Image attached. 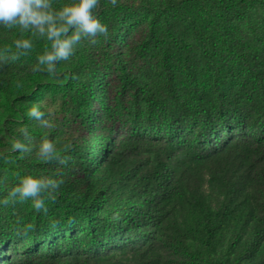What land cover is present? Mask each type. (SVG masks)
<instances>
[{
	"label": "trees",
	"instance_id": "trees-1",
	"mask_svg": "<svg viewBox=\"0 0 264 264\" xmlns=\"http://www.w3.org/2000/svg\"><path fill=\"white\" fill-rule=\"evenodd\" d=\"M255 5L264 0H101L109 38L83 62L57 65L79 133L71 159L36 173L0 161L15 177L64 181L46 215L31 202L0 214V264H101L119 246L131 264H169L161 247L197 264L264 263V47L242 28ZM12 32L20 38L0 27V48ZM204 73L214 102L200 97ZM157 130L170 133L165 143L147 138ZM195 166L223 191L220 210L190 179ZM15 183L0 179V205Z\"/></svg>",
	"mask_w": 264,
	"mask_h": 264
},
{
	"label": "rangeland",
	"instance_id": "rangeland-1",
	"mask_svg": "<svg viewBox=\"0 0 264 264\" xmlns=\"http://www.w3.org/2000/svg\"><path fill=\"white\" fill-rule=\"evenodd\" d=\"M68 2L69 0H54V7H60L62 4ZM242 28L244 36L250 39L255 46L264 47V8L260 5H255L251 9L250 15L243 22ZM15 36L14 32L7 34L6 38L9 46L12 45ZM33 40L35 42L34 49L28 55L20 57L15 62L9 61L3 67H0V81L2 80L0 82V152L8 156L7 162L3 158H0V161L2 163L24 166L27 170L36 173L42 167H45V163H42L36 157V146L45 135L49 139L54 140L58 147H63L66 143H70L72 146L77 143L79 133L77 127L73 124L72 113L65 103L68 87L67 76L61 74V70L58 68V75L56 77L49 76L46 71H33L34 66L37 64V56L42 54L47 43L43 39L33 38ZM96 45H91L87 41L82 42L77 47L75 54L68 61L60 62V68H71L83 62L89 53L95 49ZM12 72L18 74L19 80L16 79L15 83L8 87L7 82ZM17 82H21L22 87H18ZM222 86L229 91V83H223ZM200 97L202 101L212 102L217 97L215 86L207 73L203 74ZM34 103H39L42 110L51 111L50 119L54 127L47 129L40 128L34 120L28 117L27 112ZM22 127H26L31 136L30 140L25 139V143L32 147V151L23 154L12 153L10 141L13 137L23 139L19 133V129ZM123 134L128 133L124 131ZM168 137H170V133L158 130L150 132L147 135L150 141L159 143H165L169 139ZM0 179L6 186L16 181V177L4 168H0ZM190 179L195 183H199L200 191H202V195L208 206L214 210L222 208V203L224 202L223 191L213 185L211 174L208 170L204 171L200 167L195 166L190 171ZM256 190H252L251 193L256 194ZM26 209L27 202L19 204L18 202L11 201L7 204L1 203L0 214L10 216L15 211H25ZM16 247H22V244L18 243ZM198 250H200L202 260L208 262L210 259L208 254L203 253L201 247H198ZM224 251V255L229 256V250L225 249ZM109 252H111L112 258L101 264H131L130 254H124L127 252L125 246H119ZM109 252L107 251L106 254ZM161 252L165 255L169 264H197L192 256L185 257L175 251H167L164 247H161ZM10 253H13V251L11 250ZM4 262L6 263L7 261L4 260Z\"/></svg>",
	"mask_w": 264,
	"mask_h": 264
},
{
	"label": "clouds",
	"instance_id": "clouds-1",
	"mask_svg": "<svg viewBox=\"0 0 264 264\" xmlns=\"http://www.w3.org/2000/svg\"><path fill=\"white\" fill-rule=\"evenodd\" d=\"M108 3L116 7L118 0H108ZM100 7L101 0H69L60 7H54V0H0V27L17 29L20 33V38L13 42L15 51L9 45L0 48V67L28 55L34 46L33 38H38L47 43L42 54L37 56L33 71H46L49 76L56 77L58 63L68 61L82 42L95 45L98 37H104L105 40L109 38L108 26L98 16ZM25 33L29 34L27 38ZM51 114L50 110H42L39 103H34L27 112L28 117L44 129L54 127ZM19 133L23 139H11V152L30 153L32 147L25 143V139H31L27 128H20ZM71 148L70 143L58 147L54 140L45 135L36 146V157L45 164L57 162L65 165L71 159L67 155ZM0 158L8 161V156L3 152H0ZM58 175L62 177L63 174L58 172ZM63 183L62 178L17 173L16 183L9 190L4 203H9V200L19 204L31 202V207L37 213L43 212L46 215V198L55 201L56 195L52 192L58 190ZM33 228L32 224H27L23 234L27 235Z\"/></svg>",
	"mask_w": 264,
	"mask_h": 264
}]
</instances>
